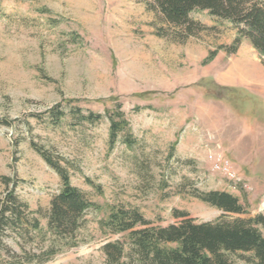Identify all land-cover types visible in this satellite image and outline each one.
<instances>
[{
    "label": "rangeland",
    "instance_id": "1",
    "mask_svg": "<svg viewBox=\"0 0 264 264\" xmlns=\"http://www.w3.org/2000/svg\"><path fill=\"white\" fill-rule=\"evenodd\" d=\"M190 16L205 28L180 40L159 34L144 0H0V197L13 190L47 226L62 179L41 147L103 207L87 212L78 245L32 264H108L104 245L124 241L101 226L113 205L156 226L178 223V211L212 221L224 212L196 193L222 190L251 215L264 213L262 58L248 39L234 54L219 48L236 37L229 21L202 9ZM239 61L253 78L226 77ZM58 103L65 116L55 122L49 109ZM118 104L129 126L111 146L106 111ZM75 107L102 117L80 119ZM220 158L235 179L216 168ZM25 247L36 251L31 240ZM230 259L257 264L251 252Z\"/></svg>",
    "mask_w": 264,
    "mask_h": 264
},
{
    "label": "trees",
    "instance_id": "2",
    "mask_svg": "<svg viewBox=\"0 0 264 264\" xmlns=\"http://www.w3.org/2000/svg\"><path fill=\"white\" fill-rule=\"evenodd\" d=\"M144 1L161 19L160 35L167 36L171 32L177 39L184 40L198 34L205 27L191 18L190 13L197 9L208 10L211 15L229 21L237 29L233 43L222 45L220 49L234 54L241 41L248 39L264 64V0ZM217 52L218 49L211 51L203 63L212 61ZM121 108L118 104L114 110L106 111L110 120L111 146L129 126ZM75 109L80 119L96 121L102 117L98 112L88 111L85 115L81 107ZM49 112L55 122L60 121L65 116L63 103L56 104ZM125 140L128 144L134 143L129 136ZM36 149L57 170L62 187L44 214L46 227L13 190L0 197V264L43 263L65 248L78 245L87 212L103 208L71 183L68 169L48 151L41 147ZM196 197L221 209L224 215L212 221L198 222L187 212L178 211L176 216L182 218L178 223L156 226L136 208L113 205L101 226L105 232L123 234L124 241L116 240L104 245L108 264H233L230 255L236 252H251L257 264H264V213L251 215L248 205L227 191H200ZM244 199L247 200L246 194ZM228 213L246 216L228 217ZM30 240L35 242L36 251L25 247ZM133 254L136 261H122L124 256Z\"/></svg>",
    "mask_w": 264,
    "mask_h": 264
},
{
    "label": "bare ground",
    "instance_id": "3",
    "mask_svg": "<svg viewBox=\"0 0 264 264\" xmlns=\"http://www.w3.org/2000/svg\"><path fill=\"white\" fill-rule=\"evenodd\" d=\"M239 63H240V61L236 63V65L234 66L235 68L231 69L230 73L228 75H226V77L227 76L231 77V78L232 77H236V78L238 77V78L245 79V80L253 78L254 73L251 72V69H246L247 68L246 63H244V62L241 64H239ZM255 75H256V72H255ZM260 77H261V75L258 76V78H260ZM263 81L264 80H262L260 78V80L258 82H260L261 85H264Z\"/></svg>",
    "mask_w": 264,
    "mask_h": 264
},
{
    "label": "built area",
    "instance_id": "4",
    "mask_svg": "<svg viewBox=\"0 0 264 264\" xmlns=\"http://www.w3.org/2000/svg\"><path fill=\"white\" fill-rule=\"evenodd\" d=\"M216 168L220 171H222L225 175H227L229 178L235 179L236 175L232 171L229 163L227 161H224L222 158H220L216 163Z\"/></svg>",
    "mask_w": 264,
    "mask_h": 264
}]
</instances>
